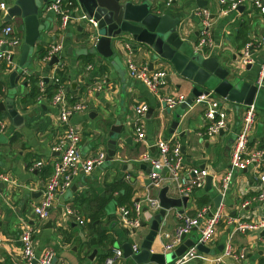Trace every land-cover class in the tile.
I'll use <instances>...</instances> for the list:
<instances>
[{"label": "crops", "instance_id": "0c3cea01", "mask_svg": "<svg viewBox=\"0 0 264 264\" xmlns=\"http://www.w3.org/2000/svg\"><path fill=\"white\" fill-rule=\"evenodd\" d=\"M4 1L10 5L13 0ZM132 2H148L154 11L167 12L172 17L179 16L180 36L193 51L205 58L214 57L222 66L234 68L244 79L256 82L259 66L264 60V43L252 48L251 64L241 63L244 45L248 42H260L264 38V13L251 1L225 15L219 13L214 0H173L170 4H167V0ZM201 8L209 9L211 18L209 29L212 46L203 49L197 48L201 17L194 14ZM5 15L0 17V29L5 24L18 21V18H13L5 22ZM42 19L46 21L47 27L40 32L33 48L30 61L34 68H27L20 74L16 81L18 88L12 100L22 119L13 122L6 110L0 111V126L3 127L0 132V173H5L10 178V182L0 190V235L4 236V241L0 243V264H27L22 260L18 239L22 222L37 226L33 235L36 251L52 249L58 264H97L103 261L107 251L121 248L125 243H129L131 249L133 244H137L139 251L152 217L158 212L150 209L146 197H157L155 191L163 186L168 187V195L179 196L174 185L165 183L155 188L148 178L150 166L143 161V156L145 153H157L152 144L158 138H171L183 146L182 171L185 173L192 168L206 169L212 175V190H204V180L202 188L193 190L188 196L186 205L166 211L162 218L164 224H159L157 235L152 241L151 252L164 253L162 245L165 240L161 238L160 232L173 230L179 222L176 215L178 212L195 215L203 206H214L212 197L220 191L226 199L224 206L229 214L245 221L263 218L264 211L255 202L248 206L242 204L257 194V173L264 168V89L255 102V121L247 143V152L262 151L263 157L245 169L234 170L226 188L228 192H225L222 189V179L230 167L231 142L235 131L242 125L246 105L225 102L228 127L216 136H208L204 133L205 122L200 105L191 102L186 108L181 105L166 108L146 87L128 75L120 43L113 42L112 56L106 58L90 50L96 43L89 40L81 30V26L85 25L83 21L70 24L59 32L57 19L53 14L46 13ZM18 30L23 34L22 28L18 27ZM52 41L63 44L64 66L61 71L66 76V95L69 92V97L75 98L73 103L79 102L86 106L85 110L71 117L72 123L80 129L78 149L81 156L87 157L100 150L106 151L104 141L99 144L96 140L101 134L106 135L115 119L124 124L127 129L125 136H130V139L120 144L121 151L114 156L113 162H104L90 174H78L71 184L75 186L74 189L57 197L48 217L39 221L33 212V205L41 196L42 191L39 192L59 156L54 148L63 137L65 124L59 119L57 107L51 105L43 93L42 99L39 93L34 101L28 97L31 86L26 81V76L35 74L40 77L49 73V65L40 62L38 52ZM132 57L138 64L149 67L151 59L141 51H133ZM152 68H163L167 71L166 85L160 93H183L187 98H194L191 84L176 76L169 65L157 61L153 62ZM10 71L0 61V101L7 96ZM72 84H75L74 87ZM97 84L102 88L97 89ZM37 87L39 89L38 83ZM139 104L151 107L141 122L145 130L142 140L136 134L139 122L136 121L135 109ZM178 114L179 118L176 117ZM104 118L111 119L104 123ZM174 120H178L177 129L169 132L170 124ZM38 162H41L39 166ZM117 180H123L131 187L128 204L116 205L115 197L119 193L112 191L111 183ZM201 196H208L209 201L200 207L196 198ZM134 201L141 204V227L133 234H128L118 220V209L120 206H129ZM67 207L73 210L72 216L83 220L82 224L75 217L65 218ZM261 232L234 231L232 225H227L222 220L212 241L208 243L210 252L200 251L204 258H195L186 264H210L209 260L219 255L227 242L236 251L246 249L244 259L238 262L228 261V264H264V234ZM198 235V228H194L185 238L197 240ZM90 240H94L92 244ZM219 245H222L221 249H218ZM95 249L96 253L90 257ZM114 264L154 263H137L131 256L122 255Z\"/></svg>", "mask_w": 264, "mask_h": 264}, {"label": "built area", "instance_id": "2783aa9c", "mask_svg": "<svg viewBox=\"0 0 264 264\" xmlns=\"http://www.w3.org/2000/svg\"><path fill=\"white\" fill-rule=\"evenodd\" d=\"M173 0H167L170 4ZM219 8L220 14H228L236 11L240 5L247 1L251 3L261 12L264 13V0H214ZM13 2V1H12ZM8 5L6 1L0 0V17L6 14ZM46 13L53 14L57 19V30L62 32L70 24L86 21L90 24L95 22L88 18L80 11L77 0H48L42 7V16ZM201 17V29L199 31V39L197 48L203 49L212 46L210 34V11L206 8L197 9L194 13ZM20 21V19L18 18ZM21 23V21H20ZM18 25L5 24L0 29V61L6 64V69L12 70L17 66V60L22 43V34L14 32L13 27ZM264 43V38L260 42H248L244 45L241 52V63L243 65L251 64V50L254 46H260ZM4 47L3 49H1ZM122 52L125 57V64L128 75L135 81H139L152 94L155 95L158 102L166 108H174L186 101L187 97L183 93L162 94L161 89L166 85L167 71L163 68H149L146 64H138L132 57L133 49L128 42L121 45ZM17 56V59H15ZM52 57H56V61L49 66V73L46 76H40L38 85L40 89V99L43 98L45 89L44 78H48L50 82L57 84L56 91L50 99V104L57 107L58 116L62 123L65 124V130L62 139L54 148L59 152L57 160L54 162L52 172L43 184V191L37 202L33 205V212L39 221L48 217L54 200L63 195L72 184L73 179L78 174H90L95 168L100 167L105 162L106 151L100 150L95 154L82 157L78 145L81 140L80 129L78 125L72 123L71 117L74 114L85 110L84 104L75 102L70 104L66 98V89L64 81L60 82L58 71L64 66L63 60V44L60 41H52L45 47V54L40 58L43 65H48ZM257 86H264V60L259 66L256 79ZM102 86L97 84V89ZM192 103L202 107L203 120L205 122L204 133L208 136H216L223 130L227 129L225 100L216 97L213 93H202L194 96ZM147 104H139L135 109L136 121L139 122L136 127L137 138L142 140L145 137L144 126L141 123L144 114L148 110ZM256 106L254 103L246 105L243 114V122L241 127L235 131L234 138L231 142L230 167L222 179V189L225 190L230 182L234 170L245 169L249 164L256 163L263 157L262 151L247 152V143L249 135L252 131L255 121ZM3 127L0 126V132ZM155 147L156 154L145 153L143 161L150 166L148 178L155 188H159L163 184L174 185L179 196H189L193 190L202 188L205 177L208 172L204 168H192L187 172L182 171L183 157L181 146L178 142L171 138H158L152 144ZM41 162H38L39 166ZM259 190L257 194L242 206H248L255 202L256 206L261 207L264 202V168L257 173ZM0 182L5 184L10 182V178L5 173H0ZM148 206L153 211L160 209L159 200L154 196H147ZM141 204L134 201L129 206H120L118 209V220L126 229L128 234H133L141 227ZM74 215L73 210L69 207L65 209L64 216L66 219ZM179 222L175 225L171 232L161 231L160 236L165 242L163 243V252L173 251L179 244L183 242L182 236H186L192 229L198 228V238L192 246L188 247L180 256H177L172 264H186L195 258H204L201 252L196 248L197 243L208 246L212 241L216 228L219 223L224 220L227 225H232L234 231H262L264 230V219L256 218L254 220H240L236 216L229 214L225 210L223 202L217 207L206 205L197 210L195 215H188L185 212H178ZM77 217H75L76 219ZM78 223L82 224L83 220L77 218ZM162 222V221H161ZM164 224V222H162ZM37 231V226L22 222L18 239L21 244V257L27 264H58L54 260V251L50 248L36 251L33 241V235ZM4 241V236L0 235V243ZM133 252L138 251L137 244L132 245ZM123 255L121 248L114 249L111 254L105 256L102 262L97 264H114L118 258ZM246 249L242 248L236 251L229 242L223 245L222 251L216 257L209 260L210 264H228V261L238 262L245 258ZM71 264V263H61ZM167 264V263H165Z\"/></svg>", "mask_w": 264, "mask_h": 264}, {"label": "water", "instance_id": "95a60500", "mask_svg": "<svg viewBox=\"0 0 264 264\" xmlns=\"http://www.w3.org/2000/svg\"><path fill=\"white\" fill-rule=\"evenodd\" d=\"M47 2L48 0H13L4 16L5 22L19 18L23 30L17 66L8 74L9 89L7 96H5V100L0 101V111L6 110L13 122H19L22 119L12 104L18 88L16 81L20 74L27 69L40 32L47 27L46 21L42 19V7ZM77 2L80 11L95 22L93 25L83 21L85 25L84 27L81 26V30L85 32L88 39H92L96 43L93 48H90L91 51H96L108 58L112 56L113 42L117 41L121 45L128 42L133 51H141L150 57V69L153 62L157 61L169 65L176 76L191 84L192 96L211 92L214 96L223 98L225 102L235 105H249L253 102L256 106V99L264 86L258 87L256 82L244 79L238 70L222 66L214 57L205 58L200 53L193 51L180 36L181 19L179 16L172 17L167 12L154 11L148 2L139 4L133 3L132 0H77ZM13 30L17 33V26H14ZM56 59V57H52L48 65L54 63ZM74 85L72 84V87ZM191 102L192 98L188 97L181 106L186 108ZM150 109L151 107L148 108L147 112ZM176 117L179 118V114ZM110 119L104 118V123ZM177 124L178 120L172 121L169 132L177 129ZM126 131L124 124L115 119L110 124L106 135L101 134V137L96 140L99 144L103 141L105 143V162H113L114 156L121 151L119 149L120 144L126 143L130 139V136H125ZM183 149L181 146L182 153H184ZM211 181L212 175L208 174L205 177V191L212 190ZM4 187L5 183L0 182V190ZM74 187L71 186L66 192L69 193ZM41 191H43V187L39 193ZM167 192V186L155 191L160 209L152 217L149 230L140 245V250L134 253L130 244L125 243L121 247L124 256H131L137 263L171 264L177 256L195 244L196 240L187 239L183 235V242L170 253L150 251L152 241L157 235L159 224L166 211L186 205L188 200V196H173L168 195ZM225 192H228V189H225ZM212 201L217 207L220 202L225 203L226 199L220 191L215 193ZM261 208L264 211V202ZM261 234H264V230ZM93 241L90 240V243L92 244ZM221 247L222 245H219L218 249ZM196 248L201 252H210V248L202 243H197ZM95 253L96 249L92 251L90 257Z\"/></svg>", "mask_w": 264, "mask_h": 264}, {"label": "trees", "instance_id": "16d2710c", "mask_svg": "<svg viewBox=\"0 0 264 264\" xmlns=\"http://www.w3.org/2000/svg\"><path fill=\"white\" fill-rule=\"evenodd\" d=\"M39 50V48H38ZM45 54V49H40L38 52V57L41 58L43 57V55ZM58 77H59V81L63 82L66 79V76L64 75V73L62 71H58ZM26 81L29 82L31 89L30 92L28 94V97H30L32 99V101L35 100L36 96L39 94H41L39 92V89L37 87V83L39 80V76L35 75V74H30L26 76ZM44 82H45V89L43 91V94L46 96V98L48 100H50L52 98V96L54 95L55 91H56V87L57 84H54L53 82H50V80H46L44 78ZM70 93L68 92L66 95V98L68 100V102L73 103L75 101L74 96L69 97ZM111 188L112 191H118V196L115 197L116 199V205H123V204H128L130 202V198H131V187L123 180H117L113 183H111ZM208 196H201V197H197L196 198V202L198 204V206H203L206 203H208ZM112 251H107L104 255L107 256L109 254H111ZM103 257V258H104Z\"/></svg>", "mask_w": 264, "mask_h": 264}, {"label": "rangeland", "instance_id": "374dc122", "mask_svg": "<svg viewBox=\"0 0 264 264\" xmlns=\"http://www.w3.org/2000/svg\"><path fill=\"white\" fill-rule=\"evenodd\" d=\"M13 23L18 24L19 29L22 28V24L20 23L19 20H18V21L16 20L15 22L13 21ZM15 59H17V56H15ZM27 68H28V69H33V68H34V64L30 61V62L28 63V65H27ZM110 207H111V206H110ZM54 260H56V256H54Z\"/></svg>", "mask_w": 264, "mask_h": 264}]
</instances>
